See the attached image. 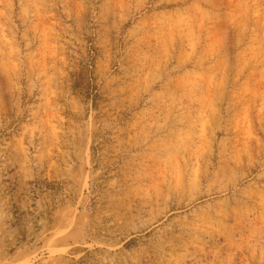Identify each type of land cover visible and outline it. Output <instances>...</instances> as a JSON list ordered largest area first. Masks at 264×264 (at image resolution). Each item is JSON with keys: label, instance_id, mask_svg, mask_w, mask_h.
Wrapping results in <instances>:
<instances>
[{"label": "rangeland", "instance_id": "obj_1", "mask_svg": "<svg viewBox=\"0 0 264 264\" xmlns=\"http://www.w3.org/2000/svg\"><path fill=\"white\" fill-rule=\"evenodd\" d=\"M0 264H264V0H0Z\"/></svg>", "mask_w": 264, "mask_h": 264}]
</instances>
